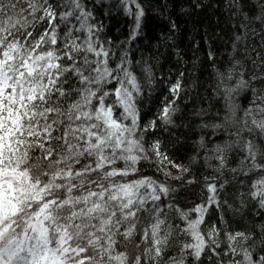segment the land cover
<instances>
[{"label": "snow or ice", "instance_id": "snow-or-ice-1", "mask_svg": "<svg viewBox=\"0 0 264 264\" xmlns=\"http://www.w3.org/2000/svg\"><path fill=\"white\" fill-rule=\"evenodd\" d=\"M0 264H264V0H0Z\"/></svg>", "mask_w": 264, "mask_h": 264}, {"label": "trees", "instance_id": "trees-1", "mask_svg": "<svg viewBox=\"0 0 264 264\" xmlns=\"http://www.w3.org/2000/svg\"><path fill=\"white\" fill-rule=\"evenodd\" d=\"M121 26V24H116V27H120ZM113 31L115 32V29H113ZM126 31V30H125ZM124 37L123 36H121V39H123ZM253 179H255V177L253 178ZM189 203H191V201H189Z\"/></svg>", "mask_w": 264, "mask_h": 264}]
</instances>
